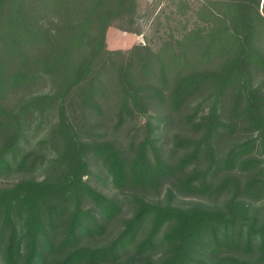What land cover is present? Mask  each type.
Masks as SVG:
<instances>
[{
	"label": "trees",
	"instance_id": "obj_1",
	"mask_svg": "<svg viewBox=\"0 0 264 264\" xmlns=\"http://www.w3.org/2000/svg\"><path fill=\"white\" fill-rule=\"evenodd\" d=\"M178 3L153 51L137 0H0V264H264V0Z\"/></svg>",
	"mask_w": 264,
	"mask_h": 264
},
{
	"label": "rangeland",
	"instance_id": "obj_2",
	"mask_svg": "<svg viewBox=\"0 0 264 264\" xmlns=\"http://www.w3.org/2000/svg\"><path fill=\"white\" fill-rule=\"evenodd\" d=\"M189 1L191 8L198 5L200 0H185ZM179 0H137L138 16L136 29L139 34L130 35L122 32L115 27H111L107 33V46L110 50H127L134 45V41L138 40L137 44L147 45L153 51H157L161 43L174 37L177 39L183 32V27H189L193 23L191 13L188 12L186 5L179 4ZM136 44V43H135ZM40 120L36 119L32 122L28 131L29 146H31L40 138L43 137L47 124H51V120L42 121L41 127L37 128ZM121 136L119 140L121 141ZM91 184L100 192L111 196L116 193L115 190L104 182V174L95 165L92 168ZM1 181V178H0ZM179 203H187V198H177ZM260 218L264 220V211L261 212Z\"/></svg>",
	"mask_w": 264,
	"mask_h": 264
},
{
	"label": "crops",
	"instance_id": "obj_3",
	"mask_svg": "<svg viewBox=\"0 0 264 264\" xmlns=\"http://www.w3.org/2000/svg\"><path fill=\"white\" fill-rule=\"evenodd\" d=\"M109 29H110V28H109ZM109 29H108V30H109ZM107 33H108V32H107ZM130 35H132V34H130ZM135 43L137 44V43H138V40H135V41H134V44H135Z\"/></svg>",
	"mask_w": 264,
	"mask_h": 264
}]
</instances>
